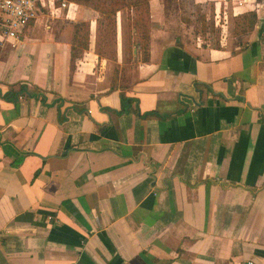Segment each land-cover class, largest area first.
<instances>
[{
	"label": "crops",
	"instance_id": "obj_1",
	"mask_svg": "<svg viewBox=\"0 0 264 264\" xmlns=\"http://www.w3.org/2000/svg\"><path fill=\"white\" fill-rule=\"evenodd\" d=\"M251 10L242 47H211L150 0L121 114L108 60H71L65 19L0 47L1 94H38H0V264H264V0H213L214 17Z\"/></svg>",
	"mask_w": 264,
	"mask_h": 264
},
{
	"label": "trees",
	"instance_id": "obj_2",
	"mask_svg": "<svg viewBox=\"0 0 264 264\" xmlns=\"http://www.w3.org/2000/svg\"><path fill=\"white\" fill-rule=\"evenodd\" d=\"M75 4L92 9L96 15V22L92 28L90 21L81 20H64L60 26L61 32H66L70 45L71 60L79 57L83 50L88 49L93 44L94 52L101 57L115 60L116 54V17L117 13L122 9L130 10L127 22L125 23V48L129 54L132 53V38L136 39V48L141 53V60L147 61L149 40H150V0H70ZM259 1V0H256ZM239 24V33L246 34L251 31L257 21V13L255 10L247 11L234 16ZM58 20V19H56ZM54 21V20H53ZM134 32V34H132ZM114 45L113 52L109 51V47ZM243 46V41L237 44ZM112 52V53H111ZM113 57V58H112ZM197 90L202 96V91L209 90L207 86L195 83ZM130 86L121 87L120 109L117 114L127 113L130 111L136 99L129 92ZM1 94V92H0ZM38 96L35 92H29L27 85L24 83H16L9 86V89L1 95L12 102H17L21 95ZM41 99L43 97H40ZM138 111V110H137ZM142 118L157 116L160 118H168L169 115H160L156 110H149L143 113L139 112Z\"/></svg>",
	"mask_w": 264,
	"mask_h": 264
},
{
	"label": "rangeland",
	"instance_id": "obj_3",
	"mask_svg": "<svg viewBox=\"0 0 264 264\" xmlns=\"http://www.w3.org/2000/svg\"><path fill=\"white\" fill-rule=\"evenodd\" d=\"M201 1L160 0L164 5L165 15L171 18L172 22L169 23V26L179 32H189L191 38H193V34L199 36L201 43L203 42L205 45L211 47L234 48V46L244 40L245 34L237 31L239 29V24L238 21L234 19V16H227L223 13L219 17H214L213 0ZM84 8L87 7L74 3V6L70 9L69 16L62 19L73 20V18H75L77 21L83 20L85 17L83 13V11H85ZM121 11L123 12L124 22L126 23L131 11L125 8ZM113 46L114 45H111L109 47V51L113 52ZM132 58L131 53L129 54L127 49L124 56V65L122 66H120L117 56L115 60L106 58L111 70V78L119 84L120 88L130 86L132 83L130 73L132 70H135L136 63L135 60L132 61ZM127 70H130V73H128ZM119 73H121V77Z\"/></svg>",
	"mask_w": 264,
	"mask_h": 264
},
{
	"label": "built area",
	"instance_id": "obj_4",
	"mask_svg": "<svg viewBox=\"0 0 264 264\" xmlns=\"http://www.w3.org/2000/svg\"><path fill=\"white\" fill-rule=\"evenodd\" d=\"M72 6L70 0H0V47L14 45L37 22L47 28L51 21L68 17Z\"/></svg>",
	"mask_w": 264,
	"mask_h": 264
}]
</instances>
